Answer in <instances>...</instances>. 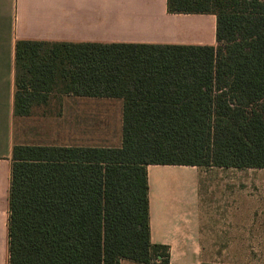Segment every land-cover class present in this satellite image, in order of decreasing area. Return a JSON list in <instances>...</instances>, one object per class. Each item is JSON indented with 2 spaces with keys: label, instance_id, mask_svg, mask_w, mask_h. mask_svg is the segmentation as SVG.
Listing matches in <instances>:
<instances>
[{
  "label": "trees",
  "instance_id": "1",
  "mask_svg": "<svg viewBox=\"0 0 264 264\" xmlns=\"http://www.w3.org/2000/svg\"><path fill=\"white\" fill-rule=\"evenodd\" d=\"M166 6L215 15L217 45L16 43V117L56 91L119 98L123 143L13 147L9 264H170L148 166L264 169V0Z\"/></svg>",
  "mask_w": 264,
  "mask_h": 264
},
{
  "label": "crops",
  "instance_id": "2",
  "mask_svg": "<svg viewBox=\"0 0 264 264\" xmlns=\"http://www.w3.org/2000/svg\"><path fill=\"white\" fill-rule=\"evenodd\" d=\"M216 24L212 14H170L166 0H0V264H9L15 145L120 148L123 143L122 99L71 95L63 97L59 115L43 117L34 134L43 141L20 140L17 124L34 113H14L16 43L216 46ZM259 170L264 169L149 165L152 243L169 248L170 264H264V208L232 202L247 187V175ZM202 180L208 189H225L216 194V207H200L208 195L199 192Z\"/></svg>",
  "mask_w": 264,
  "mask_h": 264
},
{
  "label": "rangeland",
  "instance_id": "3",
  "mask_svg": "<svg viewBox=\"0 0 264 264\" xmlns=\"http://www.w3.org/2000/svg\"><path fill=\"white\" fill-rule=\"evenodd\" d=\"M64 96H66V94L59 93L58 91L52 93L48 105L35 108L33 110L34 115L31 119L20 121L17 124V137L27 143L43 141V137L36 136L35 138L34 134L39 132L40 125L44 124V116H57L61 113V101ZM58 140L61 141L60 138H58ZM247 179L250 180L247 183V187L243 192H240V194L235 197L236 200L232 202H235L238 207H241L239 205L240 203L243 208L250 207L251 204H253L252 207L264 208V170L255 171L247 175ZM207 181H209V179H207ZM205 182V180L201 181L199 192L201 196L207 192L208 195L203 196L200 201V207H216V204L219 202V200L215 198L216 194L225 192V189L223 190L221 187L212 188V186L208 189ZM250 196H252V198H250Z\"/></svg>",
  "mask_w": 264,
  "mask_h": 264
}]
</instances>
